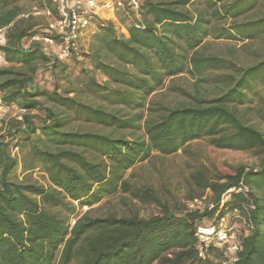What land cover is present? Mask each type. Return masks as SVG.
Masks as SVG:
<instances>
[{"label": "trees", "instance_id": "1", "mask_svg": "<svg viewBox=\"0 0 264 264\" xmlns=\"http://www.w3.org/2000/svg\"><path fill=\"white\" fill-rule=\"evenodd\" d=\"M23 1L0 0L7 63L0 67V105L20 110L4 121V134L0 129V264H221L222 250L199 258L196 236L218 208L187 205L207 191L219 205L242 178L255 227L233 264H264V133L248 106L261 97L264 59L243 60L236 47L212 51L208 41L245 49L263 38L264 13L254 14L264 0H140L139 20L117 13L127 36L115 22L96 18L88 47L66 61L31 42L58 36L47 22L25 17ZM182 74L195 80L192 90L178 88L185 98L174 103L151 101L146 117L147 98ZM197 140L248 152L260 164L213 177L194 173L199 194L174 208L151 186L126 178L154 153L174 155ZM37 170L45 183L33 179ZM121 193L157 204L161 213L96 214L102 209L94 206ZM234 197L231 204L242 201Z\"/></svg>", "mask_w": 264, "mask_h": 264}, {"label": "rangeland", "instance_id": "2", "mask_svg": "<svg viewBox=\"0 0 264 264\" xmlns=\"http://www.w3.org/2000/svg\"><path fill=\"white\" fill-rule=\"evenodd\" d=\"M194 3H200L202 0H192ZM25 7V17H33L36 22H47L43 16L40 7V0H26L21 3ZM264 13V1L259 6L257 12L254 14L261 15ZM108 21V20H107ZM121 31L127 36V31L119 23H115ZM6 29L0 30V39L2 33ZM92 33V30L86 34L82 45L88 47L87 38ZM212 51L226 50L229 47H236L240 49V54L243 60L254 62L258 59H264V37L251 43L248 48H243V43L226 42L222 40H208ZM3 56L0 54V67L6 66ZM99 81L104 82L105 78L99 76ZM195 80L188 74H182L178 78L168 79L163 89L157 93L152 94L147 98V103L143 109L144 115L149 114V107L151 101H160L165 104L174 103L177 98L184 99L178 88L192 90ZM260 98H253V102L248 105L251 107V122L256 125L264 133V85L259 87ZM20 115L18 108L7 110L0 105V129L1 134H4L5 124L9 118ZM35 115H41L35 113ZM17 150L13 154H16ZM260 161L256 156L248 152L221 150L212 147L207 140H197L188 146L187 151L180 150L177 154L170 156H163L157 153L149 161L138 163L134 168L130 169L126 178L132 184L138 187L151 186L160 197L162 203L171 208L176 206H183L190 198L191 194H199V190L194 184L192 175L200 172L206 177H213L219 174L232 173L238 166H245L249 168H257ZM19 175L22 176L19 171ZM23 177V176H22ZM33 179L40 183H45L46 175L37 170L33 174ZM208 191L204 194L207 195ZM101 208L96 214L100 215L106 211H112L119 216L136 215L140 218H150L161 213V208L154 203H142L141 201L131 197L128 194H118L114 197L103 200L100 204L93 208ZM89 210L85 207L80 211V215ZM229 215V214H228Z\"/></svg>", "mask_w": 264, "mask_h": 264}, {"label": "built area", "instance_id": "3", "mask_svg": "<svg viewBox=\"0 0 264 264\" xmlns=\"http://www.w3.org/2000/svg\"><path fill=\"white\" fill-rule=\"evenodd\" d=\"M43 16L47 20V30L58 36V40L50 36L36 35L31 42L40 43L48 56H55L59 61L68 60L82 48L84 35L95 26L102 7L110 6L114 11L127 17L141 18L140 0H42ZM49 4L51 6H49ZM131 19V18H130ZM125 29V27H124ZM6 30L2 33L0 45L4 44ZM7 110L10 108L5 107ZM240 195L239 204H231ZM190 211L216 210L214 221L197 227L196 236L199 240L200 259L206 261L214 250H222L221 264H233L242 250L243 240L254 230V203L250 197V189L242 178L239 184L227 190L219 205L212 202L209 192L200 198L188 202ZM229 214V215H228Z\"/></svg>", "mask_w": 264, "mask_h": 264}, {"label": "crops", "instance_id": "4", "mask_svg": "<svg viewBox=\"0 0 264 264\" xmlns=\"http://www.w3.org/2000/svg\"><path fill=\"white\" fill-rule=\"evenodd\" d=\"M102 1V3L105 2V0H99ZM117 11H114L110 6L102 7V9L99 11V18L104 21H113L115 23H119L118 17H117Z\"/></svg>", "mask_w": 264, "mask_h": 264}]
</instances>
